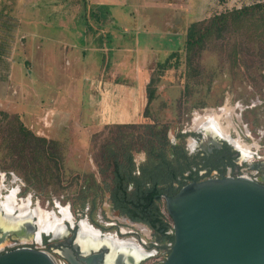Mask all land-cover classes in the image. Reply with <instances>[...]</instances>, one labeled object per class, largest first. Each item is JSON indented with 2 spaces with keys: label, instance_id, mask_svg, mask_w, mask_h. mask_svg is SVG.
I'll use <instances>...</instances> for the list:
<instances>
[{
  "label": "rangeland",
  "instance_id": "374dc122",
  "mask_svg": "<svg viewBox=\"0 0 264 264\" xmlns=\"http://www.w3.org/2000/svg\"><path fill=\"white\" fill-rule=\"evenodd\" d=\"M89 1V21H86L85 11L79 8L83 6L75 5L76 2L81 3L80 0H19V7H66L70 20L81 26L84 32L88 30L87 22L92 26L89 29L97 31V22L90 15L91 12L106 13V23L102 29L111 31L116 38L113 42L100 44L99 50L92 54L94 62L77 52L84 66H75V53L70 47L67 60L72 65L67 66L65 60L61 59L59 67L47 71L45 83H41V86L49 89L50 94H59L54 104L65 113L56 118L57 121L53 120V116L50 117L48 124L51 123V127L44 123L46 127L40 124L33 128L30 118H24L26 127L61 146L64 157L62 188L59 189L54 181L48 185L36 181L29 184L13 168L8 149L2 145L4 133L0 125L2 199L14 193L19 206L38 207L54 215L65 210L75 215L83 209L82 190L92 184L91 174L98 185H104L105 177L100 176V170L105 169L104 162L100 161L103 148L113 143L121 132L114 128L115 125L93 127L90 121L91 115L96 112V107L92 106L95 83L112 80L115 74L119 76L117 83L123 81L125 85L133 87L138 86L137 81L144 86L152 77L160 78L155 85L157 98L151 104L149 117L142 118L141 124H166L169 126V135L174 137L194 127L198 118L213 112L217 114L220 124L221 119L225 118L228 130L244 134L253 151L264 157V60L261 52L264 49V21L257 19L251 24L239 23L237 31L228 34L225 39L210 38L193 64L197 66L195 73L190 70L184 53L185 28H171V32L165 27L167 19L170 16L171 20L176 19L181 14L180 9L185 13L188 4L191 11L187 23L191 24L244 5H252L258 0ZM169 7L175 8V12ZM79 13L82 15L78 16ZM91 35L95 36L94 33ZM173 52L181 53V64L161 73L157 68L158 63L165 62ZM140 69L145 71L139 77ZM78 109L82 110L78 119L81 129L75 123ZM6 113L16 114L11 110ZM66 114L72 115V119ZM112 146L115 147L114 144ZM111 177L107 175L106 182ZM108 197V194L100 195L94 209V196H89L83 209L84 219L96 229L114 234L118 227L113 230L111 226L120 224L109 209ZM120 230H123V226H120Z\"/></svg>",
  "mask_w": 264,
  "mask_h": 264
},
{
  "label": "flooded vegetation",
  "instance_id": "af4514ba",
  "mask_svg": "<svg viewBox=\"0 0 264 264\" xmlns=\"http://www.w3.org/2000/svg\"><path fill=\"white\" fill-rule=\"evenodd\" d=\"M215 121L174 137L168 133L166 160L146 150L134 153V174L146 188H154V197L138 219L128 210L115 209L108 197L110 211L123 226L120 230L118 223L112 225L113 230L118 227L114 234L89 225L83 210L68 216L52 213L51 227L46 229L39 224L38 207L19 206L16 201L9 207V196L2 199L0 193V255L32 248L51 254L59 264H162L175 242L167 197L191 183L229 176H248L264 185V157L253 151L244 134L229 131L225 118L221 124ZM99 254L100 260L88 262Z\"/></svg>",
  "mask_w": 264,
  "mask_h": 264
},
{
  "label": "crops",
  "instance_id": "0c3cea01",
  "mask_svg": "<svg viewBox=\"0 0 264 264\" xmlns=\"http://www.w3.org/2000/svg\"><path fill=\"white\" fill-rule=\"evenodd\" d=\"M172 10L175 12V8ZM190 11L188 4L185 13L180 9L181 14L176 19L171 20L170 16L165 26L167 30L184 28L190 21ZM96 14L100 18V21L95 20L97 31L89 29L92 26L87 22L89 31L84 32L81 26L70 20L66 7H19V0H0V111L11 110L21 115L23 121L29 117L33 128L40 124L46 127L44 123L48 124L50 117L57 121L56 118L65 114L54 104L59 94L48 93L49 89L46 90L41 83H45L50 68L60 66L61 59L67 66L72 65L67 60L70 47L75 53V66H84L81 53L94 62L92 54L99 50L100 44L114 41L116 35L102 29L107 14L99 11ZM86 19L89 21L88 17ZM138 71L140 77L145 69ZM111 79L95 83L92 106L96 107V112L91 115L92 126L141 124L148 103L147 86L150 81L144 86L137 81L138 86L133 87L123 81L117 83L119 76L116 74ZM81 113L82 110L78 109L75 119L80 129L78 119ZM68 116L72 119V115ZM47 126L51 127V123Z\"/></svg>",
  "mask_w": 264,
  "mask_h": 264
},
{
  "label": "trees",
  "instance_id": "16d2710c",
  "mask_svg": "<svg viewBox=\"0 0 264 264\" xmlns=\"http://www.w3.org/2000/svg\"><path fill=\"white\" fill-rule=\"evenodd\" d=\"M80 2L76 4L83 6L85 18H87L89 2L88 0H80ZM90 15L100 21L96 13L91 12ZM257 19L264 21V0H258L252 5H244L202 21L192 22L184 27L186 30L184 53L187 63L190 64V70L197 72V66L193 64L210 38L225 39L228 34L237 31L239 23L251 24ZM261 52L262 60H264L263 48ZM181 57L180 52H173L165 62H159L157 68L164 73L168 69L178 67L181 64ZM159 79L152 77L147 86L148 103L144 112L146 118L149 117L151 104L157 98L155 85ZM0 116L2 118L0 125L4 133L2 145L8 149L13 168H16L29 184L36 181L39 184L48 185L54 181L59 189L62 188L64 157L59 143L38 136L26 127L19 114L10 115L0 111ZM114 128L120 129V136L116 137L113 143L105 145L100 160L105 165V169L100 170V176L105 177L104 185H98L94 181V175H90L92 184L82 190V208L84 209L85 201L89 196H94L95 209L96 199L100 195L108 194L115 209L128 210L134 219H138L137 214L148 210L150 201L154 197V188H146V183L141 182L140 178L134 174V153L146 150L157 159L166 160L170 147L169 126L154 122L152 124L115 125ZM125 130L132 132L127 133ZM136 131L139 132L136 134ZM109 174L112 177L109 182H106ZM130 186H133L132 190Z\"/></svg>",
  "mask_w": 264,
  "mask_h": 264
},
{
  "label": "water",
  "instance_id": "95a60500",
  "mask_svg": "<svg viewBox=\"0 0 264 264\" xmlns=\"http://www.w3.org/2000/svg\"><path fill=\"white\" fill-rule=\"evenodd\" d=\"M166 200L175 242L162 264H264L260 182L248 176L194 182ZM0 264L59 263L47 252L22 248L0 255Z\"/></svg>",
  "mask_w": 264,
  "mask_h": 264
},
{
  "label": "bare ground",
  "instance_id": "6f19581e",
  "mask_svg": "<svg viewBox=\"0 0 264 264\" xmlns=\"http://www.w3.org/2000/svg\"><path fill=\"white\" fill-rule=\"evenodd\" d=\"M223 111V110H222ZM216 120V121H215ZM218 120V118L216 117V115L214 114V115H212V116H208L207 117V115L206 116H204V117H202V118H198L197 120H196V124H195V126L196 127H198L199 125H203V123H205V122H213V121H215V122H220L219 120ZM224 119H221V121H223ZM220 124V123H219ZM15 204V200H14V193L13 194H11L10 196H9V198H8V200H7V205L9 206V207H12L11 205H14ZM23 208V207H22ZM61 211H63V210H61ZM37 214H38V218H39V224H40V226H45V227H47L46 229H48V228H50L51 226H49V223H48V221H49V219H51L54 215L52 214V213H48V212H45V211H43L42 209H40V208H38V211H37ZM63 216H68V212L65 210V211H63L62 213H61ZM55 219V218H54Z\"/></svg>",
  "mask_w": 264,
  "mask_h": 264
},
{
  "label": "built area",
  "instance_id": "2783aa9c",
  "mask_svg": "<svg viewBox=\"0 0 264 264\" xmlns=\"http://www.w3.org/2000/svg\"><path fill=\"white\" fill-rule=\"evenodd\" d=\"M230 177V176H229ZM232 177V176H231Z\"/></svg>",
  "mask_w": 264,
  "mask_h": 264
}]
</instances>
